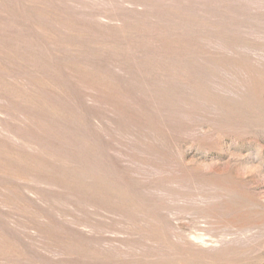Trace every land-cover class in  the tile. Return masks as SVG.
<instances>
[{
	"label": "rangeland",
	"instance_id": "374dc122",
	"mask_svg": "<svg viewBox=\"0 0 264 264\" xmlns=\"http://www.w3.org/2000/svg\"><path fill=\"white\" fill-rule=\"evenodd\" d=\"M0 264H264V0H0Z\"/></svg>",
	"mask_w": 264,
	"mask_h": 264
}]
</instances>
